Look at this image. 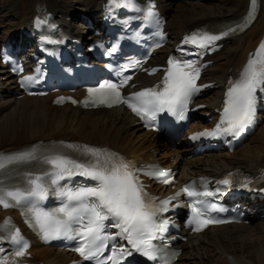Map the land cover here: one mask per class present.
Wrapping results in <instances>:
<instances>
[{"label":"snow or ice","instance_id":"obj_1","mask_svg":"<svg viewBox=\"0 0 264 264\" xmlns=\"http://www.w3.org/2000/svg\"><path fill=\"white\" fill-rule=\"evenodd\" d=\"M130 4L132 0H109V8L112 10L118 7L127 9ZM256 6L257 0H250V9L236 25L237 28L246 25L253 18ZM134 11L143 12L140 19L144 21L159 23L154 4H149L145 9L136 7ZM46 22V17L43 20L37 17L35 26L42 27ZM235 30L236 28L229 26L227 30L218 33H193L186 35L183 43L196 46L202 55L210 46L211 50H215V42ZM160 35L162 37L163 34ZM118 39H114L105 49L106 55L111 56L117 51ZM98 47L104 48V45L100 44ZM167 63L166 74L160 85L123 96L120 88L131 78L124 77L119 83L106 81L98 88L89 89L90 97L93 103L108 106L126 104L146 123L155 121L161 113L184 121L193 97L201 87L208 85H197L202 67L199 60H186L182 52L181 56H170ZM35 80V76H25L21 85L28 86ZM262 87L264 43L260 44L255 54L249 56L239 77L228 81L220 119L215 128L197 133L191 138L237 136L244 132L255 123L256 93ZM140 171L132 161L103 147L64 142L49 146L33 145L24 150L0 154V205L5 208L19 207L26 223L45 242L62 238L79 240L75 251L84 261L120 264L126 256H132L134 250L155 264H173L177 253L165 255L162 246L154 243L160 233L166 231L167 226L161 220V214L168 210L171 201L157 203L156 198L150 196L140 183ZM77 176L84 182L73 187L72 179ZM232 176L229 173L224 179L218 180L217 184L231 188L234 185ZM163 182L171 183L168 179ZM251 183V180H247L239 186L249 188ZM204 185V181H201L200 186L196 182L186 184L172 198L174 200L185 195L189 198L186 207L190 209L191 216L188 222L195 224V231H201L212 223L228 222L210 217L211 211H223L207 199L220 190H207ZM50 196L55 197L60 206L45 210V201ZM9 223L10 220H5L4 225H0V241H8L16 246L14 255L23 257L29 244L18 228H8ZM108 226L118 229L116 235L106 232ZM117 237L126 240L131 248L120 247L117 250L113 247L111 254L101 259L109 242ZM0 264L11 262L0 259Z\"/></svg>","mask_w":264,"mask_h":264},{"label":"bare ground","instance_id":"obj_2","mask_svg":"<svg viewBox=\"0 0 264 264\" xmlns=\"http://www.w3.org/2000/svg\"><path fill=\"white\" fill-rule=\"evenodd\" d=\"M105 1L0 0V43L32 28L41 5L65 21L78 19L82 14L95 17ZM159 4L167 16L166 29L171 38L202 24H235L250 9V0H159ZM74 24L77 27V23ZM69 30L76 32L72 25ZM263 35L264 0H257L253 22L241 33L227 38L223 48L211 57L213 65L205 80L218 84V88L201 101L206 103L207 110H211L221 96L225 78L239 71ZM4 76L0 66V91L5 93L6 89L13 88L10 79ZM5 94L0 100V150L16 149L38 140L64 138L106 144L142 159L155 157L151 147L161 155L173 154L158 137L133 126L134 119L120 108L82 111L69 105L52 106L50 97L17 99ZM251 139L232 154H210L199 160L179 158L181 176L220 172L236 166L249 171L257 169L264 164V124ZM263 225L264 221L251 222L248 226L232 224L218 227L215 234L194 236L182 246L184 250L176 264H264ZM32 253L34 260L48 263H62L68 258L64 252L47 247H34Z\"/></svg>","mask_w":264,"mask_h":264}]
</instances>
